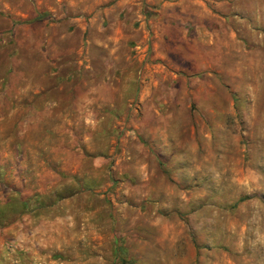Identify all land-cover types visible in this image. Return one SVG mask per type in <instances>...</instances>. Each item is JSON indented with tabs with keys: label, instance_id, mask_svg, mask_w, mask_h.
Masks as SVG:
<instances>
[{
	"label": "rangeland",
	"instance_id": "1",
	"mask_svg": "<svg viewBox=\"0 0 264 264\" xmlns=\"http://www.w3.org/2000/svg\"><path fill=\"white\" fill-rule=\"evenodd\" d=\"M0 264H264V0H0Z\"/></svg>",
	"mask_w": 264,
	"mask_h": 264
},
{
	"label": "crops",
	"instance_id": "2",
	"mask_svg": "<svg viewBox=\"0 0 264 264\" xmlns=\"http://www.w3.org/2000/svg\"><path fill=\"white\" fill-rule=\"evenodd\" d=\"M58 1H63V0H58ZM105 1H108V0H105ZM104 11H105V14H108V13H109V11H107L106 9H105ZM98 13L102 14V11H100V12H98ZM100 14H99V15H100Z\"/></svg>",
	"mask_w": 264,
	"mask_h": 264
}]
</instances>
